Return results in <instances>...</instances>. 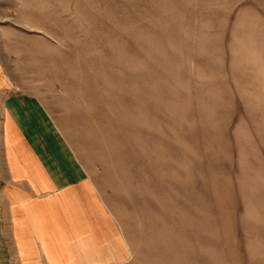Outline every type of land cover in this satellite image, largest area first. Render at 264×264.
I'll use <instances>...</instances> for the list:
<instances>
[{
  "label": "rangeland",
  "instance_id": "374dc122",
  "mask_svg": "<svg viewBox=\"0 0 264 264\" xmlns=\"http://www.w3.org/2000/svg\"><path fill=\"white\" fill-rule=\"evenodd\" d=\"M210 1L0 0V91L42 100L106 204L92 264H264L263 92L211 84Z\"/></svg>",
  "mask_w": 264,
  "mask_h": 264
},
{
  "label": "crops",
  "instance_id": "0c3cea01",
  "mask_svg": "<svg viewBox=\"0 0 264 264\" xmlns=\"http://www.w3.org/2000/svg\"><path fill=\"white\" fill-rule=\"evenodd\" d=\"M260 2L211 0L204 13L189 18L201 24L190 37L208 40L202 63L219 81L211 84L262 88V99L252 102L264 101ZM19 95L0 91V264L107 259L114 228L89 164L38 96Z\"/></svg>",
  "mask_w": 264,
  "mask_h": 264
}]
</instances>
